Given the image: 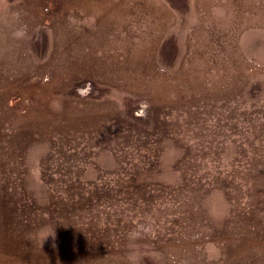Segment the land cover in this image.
I'll list each match as a JSON object with an SVG mask.
<instances>
[{"label":"rangeland","instance_id":"rangeland-1","mask_svg":"<svg viewBox=\"0 0 264 264\" xmlns=\"http://www.w3.org/2000/svg\"><path fill=\"white\" fill-rule=\"evenodd\" d=\"M0 264H264V0H0Z\"/></svg>","mask_w":264,"mask_h":264}]
</instances>
